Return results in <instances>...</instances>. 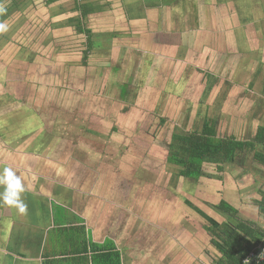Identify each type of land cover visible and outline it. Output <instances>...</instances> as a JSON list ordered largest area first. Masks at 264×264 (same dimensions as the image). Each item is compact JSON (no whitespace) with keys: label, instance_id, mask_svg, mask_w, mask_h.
Listing matches in <instances>:
<instances>
[{"label":"rangeland","instance_id":"rangeland-1","mask_svg":"<svg viewBox=\"0 0 264 264\" xmlns=\"http://www.w3.org/2000/svg\"><path fill=\"white\" fill-rule=\"evenodd\" d=\"M82 3L95 8L83 16ZM18 5L0 17V171L22 177L27 213L0 204L18 219L0 249L25 246L35 207L72 208L80 191L94 237L123 244L130 264H211L194 208L224 219L223 198L258 218L264 170L239 154L210 178H178L167 145L206 119L237 138L264 123V0Z\"/></svg>","mask_w":264,"mask_h":264},{"label":"trees","instance_id":"trees-1","mask_svg":"<svg viewBox=\"0 0 264 264\" xmlns=\"http://www.w3.org/2000/svg\"><path fill=\"white\" fill-rule=\"evenodd\" d=\"M5 1L7 6L1 7L4 9L1 18L9 17L12 12L19 10V0ZM94 8L89 3L80 4L83 16ZM6 41L4 33L0 34V44ZM204 76L208 78L211 73L205 72ZM249 131L252 132L250 137L225 136L218 133L211 119H206L201 129L173 134L172 141L167 145L166 161L176 166L175 175L178 178L194 181L203 176L210 178L212 171L221 173L235 164L239 154L252 157L253 163L264 170V123H258ZM250 200L258 218L241 216L239 210L223 198L215 207L225 215L224 219H216L194 206L207 237L205 248L207 255L212 257L211 264H247L264 241V188H256ZM252 264H264V255L256 258Z\"/></svg>","mask_w":264,"mask_h":264},{"label":"crops","instance_id":"crops-1","mask_svg":"<svg viewBox=\"0 0 264 264\" xmlns=\"http://www.w3.org/2000/svg\"><path fill=\"white\" fill-rule=\"evenodd\" d=\"M77 194L82 199L76 196L72 208L60 203L51 204L50 209L34 206L25 229L29 241L25 246L19 245L21 248L0 249V264H130L123 244L107 236L94 237L91 223L85 219L88 215L83 210L86 203H81L83 193ZM15 212L12 209L0 214L1 223H11L0 237V242L4 240L0 247L6 245L5 238L11 244L17 243L15 236L9 234L18 223Z\"/></svg>","mask_w":264,"mask_h":264},{"label":"clouds","instance_id":"clouds-1","mask_svg":"<svg viewBox=\"0 0 264 264\" xmlns=\"http://www.w3.org/2000/svg\"><path fill=\"white\" fill-rule=\"evenodd\" d=\"M3 11L4 9L0 8V14ZM7 27V24L0 23V31H6ZM0 187L3 188V191H0V204L15 208L19 214L25 215L27 213V204L24 202L22 194L26 191V186L16 169L11 166L3 167L2 171H0Z\"/></svg>","mask_w":264,"mask_h":264},{"label":"water","instance_id":"water-1","mask_svg":"<svg viewBox=\"0 0 264 264\" xmlns=\"http://www.w3.org/2000/svg\"><path fill=\"white\" fill-rule=\"evenodd\" d=\"M264 248V241L261 243L255 254L252 256L251 260L247 264H252V262L259 257V254L261 253L262 249Z\"/></svg>","mask_w":264,"mask_h":264},{"label":"built area","instance_id":"built-area-1","mask_svg":"<svg viewBox=\"0 0 264 264\" xmlns=\"http://www.w3.org/2000/svg\"><path fill=\"white\" fill-rule=\"evenodd\" d=\"M262 255H264V249H263V251H262V253H261Z\"/></svg>","mask_w":264,"mask_h":264}]
</instances>
